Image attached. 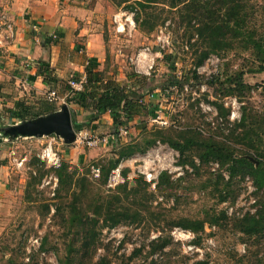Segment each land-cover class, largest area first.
Wrapping results in <instances>:
<instances>
[{
  "label": "rangeland",
  "instance_id": "obj_1",
  "mask_svg": "<svg viewBox=\"0 0 264 264\" xmlns=\"http://www.w3.org/2000/svg\"><path fill=\"white\" fill-rule=\"evenodd\" d=\"M76 1L103 44V69L124 73L144 103L153 101L156 115L142 111L119 141L98 147L55 133L9 137L4 147L8 186L0 195V264H94L101 258L104 264H264V237L238 229L241 218L264 206V188H255L248 173L230 178L227 164L201 161L196 151L210 137L243 152L244 144L228 135L242 104L254 114L255 143H264V71L250 50L232 41L196 68L202 43L192 45L195 20L170 8L169 0L141 10V25L134 21L137 0ZM250 3V21L264 34V0ZM240 71L250 87L226 95ZM173 76L180 83L163 89ZM62 103L56 102L58 109ZM94 133L111 135L106 123ZM189 134L199 139L184 155L161 137L183 140ZM51 138L67 166L62 178L37 156ZM129 146L135 152L120 156ZM118 157L121 177L109 186ZM145 171L156 178L147 181ZM161 172L169 177L158 186ZM185 219L202 220L203 230L193 233L178 225Z\"/></svg>",
  "mask_w": 264,
  "mask_h": 264
},
{
  "label": "trees",
  "instance_id": "obj_2",
  "mask_svg": "<svg viewBox=\"0 0 264 264\" xmlns=\"http://www.w3.org/2000/svg\"><path fill=\"white\" fill-rule=\"evenodd\" d=\"M158 1L160 0L136 1L139 5V9H137L134 16L137 25H141L142 22L139 17L141 10L144 12L146 7ZM169 6L170 8L177 7L179 11L188 12L189 21L195 20L196 29L192 34V37L195 38H193L192 45H195L198 41L202 43L195 61L196 68L204 62L210 53L224 49L232 41H240L245 49L250 50L257 68L264 71V34L258 32L252 21H250L249 11L252 6L250 0H169ZM38 73L44 76L45 81L51 88H54L52 83L56 81L48 74L46 66L39 67ZM85 73L86 81L81 91L71 90V87L66 83V88L73 94L71 97L65 98V102L69 104L72 101L75 105L88 110V115H90L84 124H78V126L74 120L75 130L86 126L90 127L91 123L100 119L103 113L109 112L113 119L110 134L115 136L117 142L120 138L118 137L120 126L129 125L142 114V111L149 116H153V118L156 115L153 112L156 108L153 101L149 100L144 103L143 93H139L128 83H121V81L114 78L104 79L105 76L98 72L90 62L85 66ZM132 74V72L128 74L129 78ZM241 74V71L236 73L235 79L229 81L230 86L233 85V87L228 88L226 95L238 94L242 89L250 87L242 81ZM75 77L80 79L81 74L75 73ZM179 83L180 80L173 76L171 80L164 84L163 89L171 90L168 89L170 86H176ZM0 95H2L1 91ZM217 108L221 110L220 113L225 111L222 105H218ZM57 109L56 103L47 101L44 96L38 97L34 101L19 99L13 103L11 108L5 109L3 116L10 120L29 121V119L54 113ZM253 117L254 114L248 112L247 107L242 104L241 117L234 124V128L229 130L230 140L244 144L245 147L240 149L243 152L237 150L232 142H229L232 145H228L210 137L203 139L200 142L201 144L197 145L195 142L199 138L195 134L185 135L183 140L173 136L161 137L182 155L185 154L184 149L197 145V148H195L201 161L216 158L222 164H227L230 178L238 173L243 175L248 173L251 175L252 184L259 190L264 188V143L256 144L252 136L255 133ZM73 119L75 118L73 117ZM0 121H2L1 113ZM263 125L264 121L262 122ZM261 130L264 131L263 128ZM161 133H164V131L161 130ZM249 147L256 150L250 152ZM135 150L136 148L129 146L128 149L120 151V156L133 154ZM119 162L120 158L118 157L111 164V168L117 167ZM191 164L194 165V163ZM66 170L67 166L64 161L58 169L56 168L60 178ZM110 170V168L106 170L105 176ZM168 177L166 172H161L158 176L157 185L160 186L162 182L168 181ZM120 220H113L111 225ZM204 223L202 220L185 219L178 222V225L190 229L193 233H199L203 230ZM238 229L248 236L264 237V206L257 207L252 214L241 218ZM94 264H104V258ZM193 264H207V261L198 260Z\"/></svg>",
  "mask_w": 264,
  "mask_h": 264
},
{
  "label": "crops",
  "instance_id": "obj_3",
  "mask_svg": "<svg viewBox=\"0 0 264 264\" xmlns=\"http://www.w3.org/2000/svg\"><path fill=\"white\" fill-rule=\"evenodd\" d=\"M86 21L89 22L90 17L77 6L75 0L62 6L58 5L56 0H0V195L8 186L4 147H9L6 143L9 137L22 135L13 131V128L24 123L4 118L3 112L11 108L15 101H34L43 97L51 88L44 76L38 73L39 67H47L48 74L56 81L52 85L62 98H69L73 94L66 88L70 73L85 76V66L88 62L94 65L98 72L106 73L104 79L114 78L121 83H127L124 73H118L115 67L110 71L103 69V44L99 34L90 30ZM5 22L13 27V39L8 37ZM67 106L73 126L74 120L78 126L84 124L90 116L88 110L72 101L67 103ZM105 123L111 129L113 119L109 112L103 113L90 127L97 129Z\"/></svg>",
  "mask_w": 264,
  "mask_h": 264
},
{
  "label": "built area",
  "instance_id": "obj_4",
  "mask_svg": "<svg viewBox=\"0 0 264 264\" xmlns=\"http://www.w3.org/2000/svg\"><path fill=\"white\" fill-rule=\"evenodd\" d=\"M7 34L10 39H13L15 37L13 27L10 23L5 22ZM2 46V40L0 38V47ZM86 81V75L81 77L80 79H77L75 77V73H70V76L67 80V84L71 87V90L73 91H81L83 89L84 82ZM44 97L47 101L56 103L58 100L63 102L62 104H66L65 98H62L57 90L55 88L48 89L44 93ZM61 104V105H62ZM67 105V104H66ZM75 139L76 141H79L86 146L89 147H98L100 145H104L108 143L110 140H115V136H103L100 137L97 134L94 133V130L89 127H83L79 130H75ZM128 133V125H122L119 128L118 137L122 138L124 135ZM56 135V134H55ZM59 136V135H57ZM61 139L62 137L59 136ZM56 142L54 141V138H51L46 141V143L40 148V150L37 152V156L41 161H43L47 166L52 168H58L62 164V155L60 154V151L58 147H56ZM12 152V151H11ZM15 159V158H14ZM99 169H97V174ZM121 177V171H120V165L113 168L111 170V173L109 175L108 179V185L111 186L113 184H116L118 180ZM145 177L147 181H151L152 179L156 178V175L151 173L150 171H145ZM56 184L57 177L54 178Z\"/></svg>",
  "mask_w": 264,
  "mask_h": 264
},
{
  "label": "water",
  "instance_id": "obj_5",
  "mask_svg": "<svg viewBox=\"0 0 264 264\" xmlns=\"http://www.w3.org/2000/svg\"><path fill=\"white\" fill-rule=\"evenodd\" d=\"M13 131L22 135H47L55 133L62 136L64 140H73L76 134L72 116L66 104H62L58 112L24 121L23 124L15 126Z\"/></svg>",
  "mask_w": 264,
  "mask_h": 264
}]
</instances>
